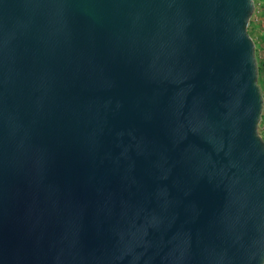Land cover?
I'll use <instances>...</instances> for the list:
<instances>
[{"label":"water","instance_id":"95a60500","mask_svg":"<svg viewBox=\"0 0 264 264\" xmlns=\"http://www.w3.org/2000/svg\"><path fill=\"white\" fill-rule=\"evenodd\" d=\"M253 0H0V264H264Z\"/></svg>","mask_w":264,"mask_h":264},{"label":"rangeland","instance_id":"374dc122","mask_svg":"<svg viewBox=\"0 0 264 264\" xmlns=\"http://www.w3.org/2000/svg\"><path fill=\"white\" fill-rule=\"evenodd\" d=\"M254 10L249 19L247 32L254 42L255 58L257 62V84L263 98L262 113L258 123V134L264 140V74L259 73L261 60L264 58V0H253Z\"/></svg>","mask_w":264,"mask_h":264},{"label":"trees","instance_id":"16d2710c","mask_svg":"<svg viewBox=\"0 0 264 264\" xmlns=\"http://www.w3.org/2000/svg\"><path fill=\"white\" fill-rule=\"evenodd\" d=\"M259 73H260L261 75L264 74V58L261 60L260 68H259Z\"/></svg>","mask_w":264,"mask_h":264}]
</instances>
